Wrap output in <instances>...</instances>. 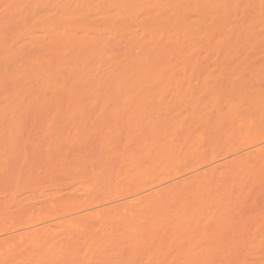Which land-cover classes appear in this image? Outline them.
Segmentation results:
<instances>
[{"label":"bare ground","instance_id":"bare-ground-1","mask_svg":"<svg viewBox=\"0 0 264 264\" xmlns=\"http://www.w3.org/2000/svg\"><path fill=\"white\" fill-rule=\"evenodd\" d=\"M253 49L260 57L248 62V79H225L226 87L231 89L226 100H259L252 89L264 84V0H0V151L21 149V144L17 146L11 139H20L23 122L33 121L28 128L39 129L45 124L48 134L56 130L55 136L59 135L50 141V136L42 139L49 142L43 146L38 138L44 132H36V127L34 134H40L37 139L41 142L30 140L29 133L27 143L23 132L26 147L33 140L36 145L41 143L42 149L37 145L32 152L40 154L41 160L47 157L50 161L62 153L56 161L43 164H52L49 169L55 168L57 174H49L50 170L42 165L44 172L39 171V175L43 176L37 171L39 177L35 180L25 174L29 180L24 176L23 181L31 180L32 184L48 175L60 178L58 174H62L70 184L98 190L100 186L109 187L105 181L113 169L128 179L115 205H108L112 200L106 201L107 197L95 190L88 203L81 204L85 205L83 211L77 209L81 207L77 202L60 205L66 216L60 213L61 218L57 216L54 222L38 221L39 213L37 219L22 214V220L34 218L38 222L33 226L32 221H27L30 226L26 222L19 225L24 222L21 218L17 223L13 221L16 224L0 220V264H264V208L257 199L251 203L250 212L237 211V223L228 220L231 207L253 199L252 191L243 184L261 167L264 169L260 166L264 162V141L235 164L231 160L215 161L143 190L140 184L148 187V177L131 179L144 164L138 154H145L146 163L154 167L173 149L171 141H186L188 135L201 141L203 135L184 128L174 115L161 128L155 129L156 125L154 128L143 117L137 119L138 124L129 117L133 113H125L115 105L119 100H196L198 85L205 91L210 85L205 76L192 78L202 58L237 56ZM225 62L229 63L228 59ZM240 62L232 64L238 68ZM241 89L247 91L240 93ZM237 101L229 104V112L235 110ZM92 104L95 107L91 108ZM241 107L247 109L241 105L238 110ZM85 111L95 114L89 115L92 119L97 116L95 122L103 113L112 121L118 118L114 121L117 127L114 122L113 127H106L110 120L105 123L103 115L100 118L103 116L106 126L99 121L102 124L94 126L99 128L93 129L94 133L90 126L86 132L85 123L70 126V120L74 124L80 114L88 116ZM253 119H249L250 124ZM85 121L88 123L87 118ZM132 122H141L135 136ZM256 122L261 126L264 119L259 117ZM79 126L85 128L83 134L77 132ZM90 131L92 136L97 134L94 136L98 139L93 138L97 141L87 142L89 148L82 143L77 151L81 141L72 140L79 141ZM69 134H74L73 138ZM112 134L123 139L117 140ZM60 140L68 144L72 141L76 152L69 146L64 149L73 155L63 153ZM43 154L47 156L40 158ZM41 160L36 170L42 169ZM10 176L4 182L11 184L15 178ZM261 200L259 197L258 203ZM87 204L90 207L86 209ZM94 223L96 227H92Z\"/></svg>","mask_w":264,"mask_h":264},{"label":"rangeland","instance_id":"rangeland-1","mask_svg":"<svg viewBox=\"0 0 264 264\" xmlns=\"http://www.w3.org/2000/svg\"><path fill=\"white\" fill-rule=\"evenodd\" d=\"M253 51H247L248 53H251V54L245 53V54H240V55L231 56V57L216 55V56H208V57L202 58V60L199 62V65L197 66L196 71L193 73L192 78L196 80L198 77L203 78L205 76L207 78V80L210 82V85L207 86V89L209 88V90H207V91H205L201 85H198L197 91H195L196 100H172L170 102L166 101V100H147V101H140V102H132L129 100H119V103H115V105H117L119 107V109H121L122 111H125V113H133V115L129 116L133 119L132 120L133 122H136L137 119L143 117L142 119L144 120V118H145L146 122H147V119H149L150 121L148 120V124L152 122L154 125L153 127L155 128V125H156L155 129H157V127L161 128L160 127L161 125H165L166 123H168V119H170L174 115L177 117L176 120L178 121V123L183 125L184 128L187 127L190 131L193 132V134H195V133L199 134L200 133L203 135L202 136L203 140H201V141L198 140V137L197 138L195 136L190 137L189 135H188L189 137L187 136L186 141L181 140L180 143H177L176 140L171 141L172 144L174 145L173 149L168 152L166 157L159 160L154 167H149V164L146 163L147 162V160H146L147 156L145 154H140V155L138 154L137 157H139L141 160L143 159L144 164L142 165L139 172L134 174L135 177H133L131 179L140 180L141 178H144V177H148L150 179V180L148 179V181H150V182L145 184V186L147 185L148 187H144V184H140L141 186L139 189H143V190H148V188L152 189L151 187L154 188L155 187L154 185L159 186V184H162L163 182L161 183V181H163V180H165V181L167 180L169 182L173 181L177 177H181V176H183V174H186L187 172L202 169L204 167L211 165L215 161L219 162V161L231 160L232 162H234L232 164H235V163H237L239 158L245 159V155L247 153H249L253 149V147L255 145H257L260 141H264V123L261 126H259L257 124V122L255 123V120L258 119L259 117L264 119V84L260 85L259 87H254L252 89L255 92L254 98L259 99V100H238V101L237 100H226L231 89L227 88L228 85L226 87L225 79L232 78V77L248 79L247 76H249V70L246 68L248 62L259 59V57H260L259 54L256 55V52H257L256 49H253ZM227 59H228L229 63L225 62V60H227ZM236 60H238V62L242 61V62H240V64H242V65H240L238 68H236L232 64V62L233 61L236 62ZM246 91L247 90H245V89L239 90L240 93H245ZM232 101L239 102V103L236 102V104H238V105L241 103L239 105V107L241 105H243V106H246L247 109L244 110L243 107H241L242 109L240 108V110H238L239 107L237 105V107L235 108V110H233V112H229V106H230L229 104L234 103ZM100 104L104 105L105 103H103V104L100 103ZM100 104H99V107L97 106L98 109L101 106ZM236 104H234V105L236 106ZM94 105L92 104L91 108H93ZM106 105H109V104L106 103L105 107H106ZM111 105H112V103L110 104V106ZM113 106H114V104H113ZM97 107L95 109H97ZM102 108H104V107L102 106ZM105 110H106V113H108L109 107ZM88 111H85V113H87V115H88V116L85 115L88 123L85 121L86 118H85V116H82V114L79 115L80 118H78V116H77V119H76V117L73 118V120L76 119L74 121V124H73L72 120H70L71 122H69V123H72V124H70V126H72V127H73V125H78L77 123H79L80 125L85 123L86 127L88 126L87 131L84 130L85 125H83L84 126L83 128H82V126H79L82 128V129L79 128L80 130L77 131L79 133H81L83 130L88 132L89 126L91 127L90 128L91 131L94 133V130L99 129V128H96L94 126L102 124L104 122L106 123L108 120H110L109 119L110 117L105 116L106 114L104 115V113H103V114H99V115L97 114V115L99 116V118H100V115L105 116L104 119L106 121L103 120L104 122H102L103 116H101L102 117V118H100L101 120L98 118V120H96V122H95L94 119H97V116H96V118L93 116V119H92L90 116L95 115V114H90V113H92V110L90 111V113H88ZM93 111L95 113L97 110L95 111L93 109ZM133 111H135V112H133ZM140 111H142V112L140 113ZM226 113H230V114L227 115ZM252 117H254L255 120L254 119H253L254 121L251 120L252 123L250 124L249 119L250 118L252 119ZM79 119H81V120H79ZM83 119L85 122H83ZM112 119H114V118L112 117ZM115 120H119V119L116 118V119H114V121ZM129 120H131V119H129ZM99 121L102 123H100ZM114 121L110 120L109 126H106L105 123L102 124V126L104 125L106 127H110V126H112L111 122H114ZM126 121H128V120H126ZM92 122L96 123V124L92 125ZM29 123L31 124L34 122L29 121L27 123V121H25V122H23V127L21 126L23 129L21 128L22 129L21 130L19 127L18 130L19 131L21 130V132H22V133L20 132L21 135L18 133L19 131L16 130V132L18 131L17 132L18 137L22 136V137H20V139L22 140L21 141L22 143L19 141L20 139L17 138L16 135L15 136L17 139L16 138L11 139L12 141L16 140L15 143L17 144V146L19 144H21V149L19 148L21 153H19L20 151L17 149L16 150L18 151V153L16 152L15 149H14L15 151L12 149L9 151L6 150L7 152L4 149H3V151H0V220H4V223L6 222V224H9L8 222L11 223L13 221L14 222L20 221L22 214L24 216H27V217L31 216V217H34L35 219H37L36 216L38 213L41 214L38 216L43 219V220H41V218L40 219L38 218V221L40 220L43 222L45 220H49L50 222H54V220H57L56 219L57 216H60L62 214V217H64L63 215L66 214L65 213L66 211L64 212L65 214L62 213L63 210L60 211V208H59V207H61L60 205H63V204L68 203V202H70V203L71 202H77L81 206V207L78 206L77 209H82V207H84L85 205H81V204L88 203L87 201H89L88 200L89 197H92L94 195L93 192L95 190H97L95 187L92 189L90 188V190H88L89 186H82L79 184L75 185L74 183L70 184L71 181L67 182V180H66L67 178H65V175L63 176L62 174H58V176H60V178H57L56 177L57 175H55V174H54V178L52 176L48 175V176H50V179L51 178L53 179L52 181H50L49 177L47 176V179H46V177L40 178L39 180H41V181H39L37 179L39 182L36 180L37 182L35 181V183L33 182L31 184V180H30V182L27 183L26 181L29 180V178L27 179L28 176H30V177L32 176L33 178L32 177L31 178L34 179L36 176L39 175V171L41 174H43V172H44L43 166L45 169L46 168L49 169L50 166H52V164H51V165H48L46 167L43 164L44 163L46 165L50 164V162L51 161L53 162V160L55 159V158L49 157L50 158V161H49V160H47L48 158L46 157V158H43L41 160V159H38L40 154L37 153L38 155H36L32 152H34L37 145H38L37 147L39 149V147L42 146L43 143L46 145L49 143L47 141H50V139L53 140V138H55L59 135V133H56L57 135L55 136L54 133L56 132V130H52L53 132L51 131V133L48 134L47 131L45 130V124L43 125V123H44L43 122L42 125L44 127L42 125H39L40 127L42 126V128H39V129H41V131H43L44 133L46 132L45 134H47V135H45L43 133V135L41 134L42 137L38 138V135L40 136V134L39 133H37L38 135L34 134L36 129H37L36 132L39 130L38 127L33 126V128H32V126H31L30 128L32 130L34 129L32 131L30 128L27 127ZM35 123H36V121H35ZM132 123L130 125H135L134 123L133 124ZM136 123H138V122H136ZM120 124H121V122H120ZM46 125H48V124H46ZM140 125H141V122H140ZM140 125H135V127L133 126L134 132H133L132 136L139 134L138 132L136 134V130L141 127ZM114 127H117L116 123H115ZM25 128H27L28 130ZM25 130L28 133L27 136H25L26 135ZM29 130H31L32 133ZM71 130L72 129H69V131H71ZM91 131L89 132V134L85 133L84 135H82L84 133V132H82V134H81L82 137L79 138L80 139L79 141L78 140L77 141L72 140L73 142H76V143L77 142L80 143V141H81V143L76 148L77 151L80 149L79 148L80 145H81V147L83 146L82 143H84V146L87 148L88 146L91 147L90 143L88 145L87 142L92 143L91 140H93V142L97 141V140L95 141L93 139L95 137L94 135L97 136V134H93V136H92V134H90V133H92ZM23 132H24V140H26L27 143L28 142L30 143V140H32V139L39 141V140L44 139L47 136H50L51 138L49 137L46 142H43L44 140H42V142L39 141L42 144L38 142L37 145H36L37 141L35 143V140H33V141H31L32 147L29 146V148H28V147H26V143H25L26 141L23 140ZM29 133H30V136H29ZM190 134H192V133H190ZM198 134H197V136H198ZM76 135H78V134H76ZM15 136H13V137H15ZM28 136L31 137V139L29 138L30 140L27 139ZM60 136H62V135H60ZM69 136H71V135L69 134ZM73 136H74V134H73ZM73 136H71V138H73ZM80 136H78V137H80ZM111 136L112 137L114 136L117 140L123 139V137H119L118 135H115V134H112ZM64 137H66V136L63 135V138ZM78 137L76 139H78ZM106 137H108V136L106 135ZM106 137H104V140ZM109 137H110V135H109ZM63 138H62V140L66 141ZM96 138L98 139V137H95V139ZM115 138H113V139H115ZM108 139H106V140H108ZM63 141L62 142H61V140L59 141V142H61L60 144H62V146H63V151H64L63 153H66L67 155H69V154L73 155V154L69 153L70 151L68 152L67 149H70V147H71V150L75 149V148H73V147H75V145L74 144H73L74 146L72 145V143H71L72 141H69V144H68V142H63ZM59 142L57 144H59ZM106 142L107 141H105V144L101 143L100 146L102 147L103 144L108 145V143L106 144ZM24 143H25V145H24ZM39 144H40V146H39ZM44 144H43V146H45ZM114 144L116 145V142ZM22 145H24L23 146L24 148L26 147L28 149L26 150V148L25 149L22 148ZM28 145H30V144H27V146ZM109 145H110V143H109ZM17 146H15V148H17ZM64 147H67V149L66 148L64 149ZM106 147L108 148V146H105V148ZM31 148H32V150L30 151L29 149H31ZM86 148H84V149L86 150ZM107 148L106 149L103 148V149L107 151L108 150ZM22 149H23V151L25 150L24 152H26V153H24V152L22 153ZM38 149H37V151H38ZM41 149H42V147H40L39 150H41ZM76 149H75V151H72V152L73 153L76 152ZM104 150H102V148H101V151L104 152ZM28 151H30V152H28ZM51 153H52V151H51ZM51 153H49V154L52 155ZM61 153H62V151L60 152V154ZM44 154L42 156H40V158L47 156ZM46 154H47V152H46ZM53 154L56 155L55 153H53ZM60 154L56 155V159H57V157L60 156ZM63 156L64 155L62 154V157ZM104 156H105V154L103 155V157ZM56 159H55V161H56ZM32 160L34 162H31ZM35 160H36V163H35ZM40 160H41V163H39V164L42 167V169L36 170L37 168H39L38 162ZM43 160L44 161L46 160V161L44 162ZM47 161H49V162H47ZM55 161H54V164H55ZM249 161L254 162L253 157H249ZM111 162H113V160ZM114 163H116V162L114 161ZM256 163L258 164V163H260V161L257 160ZM252 164H254V163H252ZM262 165H264V162L260 163V166H262ZM57 166H58V164H57ZM53 167H54V165H53ZM261 168L259 170H257L253 176H251L250 180H248V181L246 180L245 183L243 184L245 186L246 190L252 191L253 199H251L249 203H245V204L238 205V206L235 205L234 207H231L233 212L231 214V217L228 218V220H230V222H231L230 224H232L234 222L235 223L238 222L237 211H243L246 213L250 212V209H253V207H251L250 205L256 199H257V204L264 208V169L261 170ZM48 169L45 170V173H44L45 176L49 172ZM53 169L52 170L49 169L50 170L49 174L53 173V171L56 172L55 168H53ZM237 170H239V169H237ZM37 171H38V175H37ZM41 171H43V172H41ZM46 171H48V172H46ZM62 171H64V170H62ZM113 171L114 172L109 174V177L105 181V182L108 181L110 183L109 187H107V186L101 187L100 186L97 190L99 196L104 195L105 197H107L106 201L110 202V200H112L109 204L107 203L108 205L117 204V201L120 198H122V196H121L122 194H121L120 190L126 186L127 181H128V179L125 178L126 176L117 175V173H115L117 171V169H113ZM25 174L28 176H26ZM56 174H57V172H56ZM10 175H13L12 177L15 178L14 180H17V183L15 181V183L12 184L14 182V180L11 184L6 181V180H8V177ZM239 175H240V177H242L241 173ZM24 176H26L25 177L27 179L26 181H23V180H25V179H23ZM39 176H43V175H39ZM20 177H22L21 180L23 179L22 180L23 184L21 183V185H20V182H21ZM243 178H245V177H243ZM4 179H6L5 180L6 182H4ZM9 179H11V181H12L11 176ZM18 181H19V183H18ZM24 182H26V183H24ZM157 183H159V184H157ZM9 184H10V186H8ZM17 184H19V186ZM149 184H150V186H149ZM108 193L110 195L107 196ZM4 197H6L8 199H5ZM259 197H262V200L258 203ZM99 199H101V197ZM99 199H97V201H102L105 198L102 200H99ZM8 201H11V202H8ZM104 201H102L101 203H103ZM7 203H9V204L7 205ZM89 203H92V202H89ZM93 203H96V202L94 201ZM107 204L105 203L104 205H107ZM12 205H14L15 207L13 208ZM101 205H103V204H101ZM2 207H7V208L2 209ZM87 207H90V205L86 206V209H87ZM91 207H95V206H91ZM255 208H257V207H255ZM20 210H22V211H20ZM83 210H85V209H82V211ZM19 212H22V213H20L21 216L18 214ZM67 214H70V212H68V210H67ZM34 218H32V219H34ZM58 218H61V216ZM30 219L27 220L28 222H31V221L33 222L31 224L29 223L30 225H32V224L35 225L36 223H38V222H36L35 219H34L35 223H34V220H32V219L30 220ZM21 221H24V222H22L19 225H22L23 223L25 224V222H26V224H28L26 219L22 220V218H21ZM1 222H3V221H1ZM45 222L47 223V221H45ZM16 223H14V224H16ZM18 223H20V222H18ZM19 225H15V226L18 227ZM91 225L93 227L96 224L94 223V225L93 224H91ZM5 226H7V225H5ZM10 226H12V225L10 224ZM10 226H8L7 228H9Z\"/></svg>","mask_w":264,"mask_h":264}]
</instances>
